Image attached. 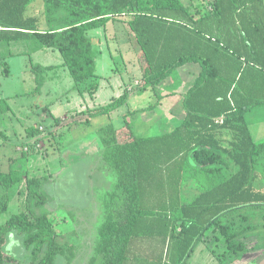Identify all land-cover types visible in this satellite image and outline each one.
I'll return each mask as SVG.
<instances>
[{"label": "trees", "instance_id": "1", "mask_svg": "<svg viewBox=\"0 0 264 264\" xmlns=\"http://www.w3.org/2000/svg\"><path fill=\"white\" fill-rule=\"evenodd\" d=\"M208 3L213 16L200 17L182 0H0V41L36 38L61 52L77 82L96 76L88 31L122 15L130 16L127 22L145 62L139 91L155 89L188 63L201 67L184 98L187 117L171 133L137 134L128 123L116 128L111 113L128 102L129 91L107 104L56 119L60 129L84 124L86 129L74 134L78 139L96 133L104 146V159L117 177L104 202L107 217L99 228L97 255L91 264L96 256L103 258L102 264H134L138 243L153 236L165 245L170 240L161 264H186L212 227L227 244V256L236 258L246 247L240 236L256 231L261 224L256 220L264 221V189L255 188L264 142L254 140L247 121L250 110L264 105V0ZM241 35L249 49L238 60L228 57L222 39L236 43ZM172 54L173 59L154 71ZM4 64L5 75L9 66ZM49 67H32L38 88L41 72ZM97 88L94 81L89 90L93 93ZM10 109L0 97V114ZM221 117L222 123L217 121ZM224 130L234 132L230 143L220 137ZM40 132L33 128L28 137L33 139ZM27 173L24 156L9 161L6 168L0 166V185L5 191L25 176L27 183L26 209L0 224V264L20 261L5 249L14 231L30 252L29 264H56L58 256L74 253V245L65 249L60 239L65 236L64 225L76 216L54 210L37 214L35 209L43 208L48 196L43 177ZM192 179L205 188L198 187V194L188 202L183 182ZM8 198L5 194L0 201V214L8 209ZM151 254L146 253L148 262Z\"/></svg>", "mask_w": 264, "mask_h": 264}, {"label": "rangeland", "instance_id": "2", "mask_svg": "<svg viewBox=\"0 0 264 264\" xmlns=\"http://www.w3.org/2000/svg\"><path fill=\"white\" fill-rule=\"evenodd\" d=\"M182 1L192 9L193 13L198 11L200 17L213 16L214 9L208 3V0ZM33 8H30V11ZM129 18V15L116 16V18L108 22V29L97 30L93 33H97L95 38L98 36L100 39V41L98 40L95 43L97 51H105L107 41L112 45L110 48H112L111 51L114 55L115 65L112 61L109 63L110 59H108L107 63H105L107 64V68L110 64H113L114 68L117 69V72L114 69V73H121L124 78H127L129 85L133 86L136 90L133 93H136L137 88L143 85L145 62L138 53L140 47L137 43L136 34L127 22ZM222 41L227 44L225 52L228 57L237 60L240 54H245V51L249 49L246 41V45L243 44L244 39L242 35L236 40V43L223 39ZM35 43L36 41L29 39L11 43L5 41L1 44L4 45L2 46V52L4 50H18L19 48L23 49L26 47L34 48L36 47ZM97 54L99 58V53ZM173 58V54L166 56L164 63L157 65L154 71L162 68L165 63ZM27 59L26 56L15 60L12 59L13 71L10 76L3 74L5 64L0 65V97L7 100V103L15 110L12 117V113L9 116L6 115L8 112L0 114V166L6 168L9 161L22 156L26 157L27 175L43 177V188L48 196L46 205L41 209H35V212L39 214L46 210H54L66 212L67 214H75L76 218L71 223L64 225L65 236L60 239L65 249H68L70 245H74V253L71 254L70 251H67L66 254L58 256L56 264H91V258L96 254V246L100 238L99 228L107 217L104 202L112 191L117 177L104 159V146L96 133L79 139L74 136L75 133L86 129L85 125L80 122L74 124L69 129H60L55 123L51 124L50 119H42L38 115H35V113L33 115L32 111H30L28 114L34 118L32 122L34 124L32 125L33 127H24L19 133H15L14 130L16 128H14V125L12 126L11 120L13 119L17 123L18 119L15 116H20L23 113L26 115L27 109L31 108L33 102H36V98L32 93L12 98L9 96L10 94H5L4 91L12 92L14 95L15 93L22 94L33 90L34 83H32L33 75L31 68L27 69V66L25 65L24 67L23 64L25 60V63L27 62ZM37 59L40 64H43L44 61L42 59ZM99 62L101 63V61ZM250 69L248 67L246 73H249ZM103 70H105V67H103ZM103 70L101 69L100 72H108L106 70L103 72ZM172 82L173 80L171 79L168 83L163 84L166 88L162 84L156 86L155 89L149 92V98L147 96L135 97L130 104V107L135 111L128 115L127 122L137 127L135 124L138 118L145 116L144 118H149L147 122H152V117L155 118L157 117L156 114L163 113V107H166L165 102L168 99L166 95L171 91ZM173 86L176 90L177 84ZM55 91V88L52 87L51 96L55 95ZM140 107L142 109L137 112V108ZM247 121L254 140L256 142H264V105L256 106L250 110L247 114ZM120 122V120L117 121L118 124ZM40 123L42 124L39 125ZM40 126H43V128ZM33 128H39L41 132L33 139L28 138ZM137 128L136 130L134 129L137 134L150 135L155 133V131L147 130L146 127L142 128L138 126ZM162 130L164 131L165 127ZM225 132L227 140L231 139L234 132L230 130H225ZM160 133L161 131L156 132V134ZM26 146H28L27 152L24 151ZM256 169L258 179L255 182V188L262 190L264 189V152L258 159ZM229 173L230 171L224 172L226 176ZM194 184H198L197 180L194 181ZM194 184L186 189V194L188 195L186 199L188 202H191L199 192L193 189L195 187ZM200 186L198 184V187ZM204 188L205 185H202L201 189ZM5 194L9 196L7 201L8 209L6 212L0 214V224L5 223L13 214L26 209V176L24 181L15 185L9 191H5L0 185V201L3 200ZM258 221L261 224H259L260 227L256 231H249L245 235L240 236L246 243L245 250L240 256L236 258H229L227 256V254H230L227 244L221 238L219 230L216 227H212L205 234L204 238L195 245L194 251L187 259V263L260 264L264 259V221L263 219L256 220V222ZM169 243L170 240L165 245L161 239H155L154 236L150 239L141 240L138 243V259L134 264H161V258H166L167 256ZM5 249L20 260L15 264H29L30 252L25 249L23 239L17 232H11L8 235V244ZM146 253H152L150 255L152 257L151 262L146 260L149 259ZM223 255L226 258L221 261L222 257H225ZM96 257L95 264H102L103 258Z\"/></svg>", "mask_w": 264, "mask_h": 264}, {"label": "crops", "instance_id": "3", "mask_svg": "<svg viewBox=\"0 0 264 264\" xmlns=\"http://www.w3.org/2000/svg\"><path fill=\"white\" fill-rule=\"evenodd\" d=\"M38 8L39 6L37 5L35 8V12H38ZM108 28L109 26L107 23L103 27L94 28L88 31V35L91 38L94 46V54L96 58V76L90 77L84 82H77L72 77L69 69L67 68V66L64 65V57L60 51L42 45L36 38L30 37L19 40L7 41L11 43L28 39L31 41L34 40L36 41V47H26L23 49L19 48L18 50L14 49L10 51L4 50V52H2V46L4 45L1 44L5 41H0V61H2L3 63L6 62L9 66V71L5 74V76L12 75V59H19L23 56H26L28 58L26 63V60L23 62L24 67L25 65L27 66V69H29L30 67L33 75L31 76L32 83H34V87L31 92H26L22 94L15 93L13 95L12 92L4 91L5 94H10L9 96L12 98L18 97L20 95H30V93L34 94L36 98V102H33L31 108L29 107V109H27L28 111L26 115L25 113H23L20 116H15L18 119L17 123H15L13 119L11 120L12 126L14 125V128L17 129V131L16 129L14 130L15 133H19L24 127H33L32 125L34 124H32V122L34 121V118H32V116L28 114L30 111H32L33 115L35 113V115H38L42 119H50L51 124H53L56 122V119H65L66 117L72 114L87 110L89 108H96L98 106L107 104L111 102L113 98H117L123 95L125 91H131L129 92L130 98H128V102L111 113L116 128H121L128 123L126 120L128 115L135 111L132 107H130V104L131 102H133V99L135 97L137 98L138 96H147L149 98V92H151L152 89L145 91L137 90L136 93H133V91L136 90L133 86L129 85L127 78H124L121 73H114L115 70L117 72V69L114 68L113 64H110L107 68V64L105 63H107L108 59H110L109 63H111L112 61L115 65V61L113 59L114 55L111 51L112 48H110L112 45L109 43V41H107L106 50L97 51L95 43L98 40L100 41V39L98 36L95 38V35L97 33L95 34L93 32L97 30H106ZM97 53H99V58ZM37 58L42 59L44 61L43 64H40ZM99 61H101V63ZM34 65H42L43 67L52 66L46 68L44 71L41 72L42 82L39 88L37 74L35 73V71L32 70V67ZM103 67H105V70L108 71V74L100 72L101 69L103 70ZM105 70H103V72ZM200 71L201 67L198 63H188L182 67H179L178 70L174 71V73H172L169 78L159 84H162V86L165 87L163 84L168 83L171 79L173 80L170 87L171 91H169V94L166 95L168 99L166 100V102L164 101L166 103V107H163L164 112H160L159 115L156 114L157 117L155 118L152 117V122H147V119L149 118H144L145 116H143L142 118H138L137 123L135 125H137V127L139 126L142 128L146 127L147 130L152 132L155 131L154 134L150 135H165L171 133L177 127L181 126L187 117V111L184 105L185 95L193 85ZM94 81L98 82V88L95 92L91 93L89 88L90 84ZM176 84L177 87L175 90L173 88V85ZM52 87H54L56 90L54 96H51ZM10 108V111L6 115L9 116V114L12 113V117L15 110L11 106ZM22 109H24V107H22ZM141 109V107L137 108L136 111L138 112ZM118 120L121 121L119 124L117 123ZM41 124L42 123H40L39 125ZM146 124L148 125L146 126ZM130 125L133 126L134 124ZM137 127L133 126L135 130ZM160 127H162V129L163 127H165V130L163 131L162 129H160ZM159 131H161V133L156 134V132ZM225 133L226 132L224 130L223 134H221L220 137H222L226 143H230L234 138V134L231 136V139L227 140V135ZM196 180L198 184H200L198 179H192L188 182L184 181V189H187L190 185L194 184V181ZM198 184H194L195 187H193V189L196 190L198 188Z\"/></svg>", "mask_w": 264, "mask_h": 264}, {"label": "built area", "instance_id": "4", "mask_svg": "<svg viewBox=\"0 0 264 264\" xmlns=\"http://www.w3.org/2000/svg\"><path fill=\"white\" fill-rule=\"evenodd\" d=\"M0 29H3V26H2V23H1V19H0ZM223 120H224V117H221L217 121L222 123ZM41 128H43V126H41ZM27 149H28V146H26V149L24 151L27 152L28 151Z\"/></svg>", "mask_w": 264, "mask_h": 264}, {"label": "water", "instance_id": "5", "mask_svg": "<svg viewBox=\"0 0 264 264\" xmlns=\"http://www.w3.org/2000/svg\"><path fill=\"white\" fill-rule=\"evenodd\" d=\"M260 264H264V259L262 260V262Z\"/></svg>", "mask_w": 264, "mask_h": 264}]
</instances>
